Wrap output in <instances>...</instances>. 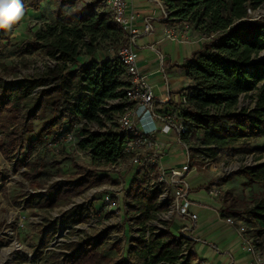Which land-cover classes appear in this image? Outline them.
I'll use <instances>...</instances> for the list:
<instances>
[{
    "label": "trees",
    "instance_id": "16d2710c",
    "mask_svg": "<svg viewBox=\"0 0 264 264\" xmlns=\"http://www.w3.org/2000/svg\"><path fill=\"white\" fill-rule=\"evenodd\" d=\"M46 1L51 2L57 17L63 12L66 13L61 19L62 24L46 26L43 35H35L23 47L28 54L40 53L51 59H56L59 55L61 63L43 75H35L32 80L25 77L23 80L5 84L0 79V134L4 135L0 150L9 161H14L17 151L26 150L25 154L28 156L31 153L33 141H28L24 146L25 128L35 118L37 108L45 99L53 95L59 96L51 105L53 119L44 124L42 129L44 138L50 140L56 138L66 126L71 128L82 118L96 121L97 112L106 113L99 107L105 101L116 98L119 95L116 90L123 86L122 82L115 80L119 70L109 71L110 67H116L114 64L110 66L105 62L99 65L98 60L94 59L101 41L108 43L114 50L122 45L121 29L109 21L107 14H96L94 5L75 10L74 0H21V3L24 12H39L42 3ZM159 1L170 12L171 20L178 23L188 22L192 31L197 34H217L210 42L202 43L201 51L195 53L194 58L185 65L186 77L191 85L188 87V107L182 111V116L193 127L192 136L187 138L193 146V155L200 153V145L213 146L214 149L208 151L215 154L243 139H258L264 135V59H257L264 52V19L250 21L246 12L247 9H257L264 4V0ZM73 21L75 23L72 27L66 25ZM9 32L10 29H0V41ZM84 37L88 38L89 44L82 43ZM80 49H84V53ZM80 57L86 59L83 61L86 64L78 72L67 70L63 75L65 63H75ZM2 70L5 75H12L14 78L18 75L15 68L8 70L3 66ZM48 81L56 83L41 90L37 99L31 97L33 89L43 87ZM81 82L85 84L83 88L91 93L92 101L82 95L78 105L71 104L67 91L76 89ZM253 90L256 91L255 107L250 111L236 112L238 95ZM83 107L87 108L85 114L82 113ZM115 133L110 130L105 134H92L79 143L81 148L90 149L93 167L100 164V160L109 162L116 155L118 139ZM15 161L17 167L23 165L22 161ZM36 173L33 170L24 176L29 179ZM236 174L250 182L264 183V163ZM228 180L229 178L210 181L205 190L208 191L213 185H222ZM105 183L114 184L107 177L94 176L91 171L81 169L78 179L52 184L47 200L37 196L24 199V203L33 204L38 209L62 207L87 189ZM143 183L134 180L129 191L123 194L131 221L139 227L138 232L141 234L145 232V224L157 213L165 210L164 206L157 203V192H146ZM241 205L246 210L245 215L259 219L264 224V201L251 209L247 204ZM76 209L77 207L71 211ZM84 221L81 214L75 216V222ZM171 225L172 223H167L166 230L157 236L150 234L147 239L143 236L130 237V246L126 249L120 248V242L114 243L112 248L115 249L117 257L111 259L101 256V242L93 243L87 237L64 246L70 252L76 248L77 255L63 257L49 251L43 254L42 250L53 238L52 231L40 240L32 262L39 259L40 264H191L195 259L194 254H189L181 262L178 259L183 245L189 250L192 242L183 240L180 235L174 236L170 230ZM153 230L154 228H150V231Z\"/></svg>",
    "mask_w": 264,
    "mask_h": 264
},
{
    "label": "built area",
    "instance_id": "2783aa9c",
    "mask_svg": "<svg viewBox=\"0 0 264 264\" xmlns=\"http://www.w3.org/2000/svg\"><path fill=\"white\" fill-rule=\"evenodd\" d=\"M130 1L101 0L93 9L96 14H107L109 21L122 31V45L112 53H109L111 51L109 50L106 58L97 61L99 65L105 62H108L110 66L114 64L116 67H110V72L119 70L120 73L115 77V80L123 83V86L116 90L119 95L114 99L105 101L99 107L106 113L97 112L96 121H90L86 118L76 121L71 128L66 127L67 131L63 129L56 138L48 140L45 148L49 150L56 142H74L71 144L72 148L77 149L87 162L91 163L90 149L81 148L79 143L92 134H105L114 130L118 139L117 153L109 162L100 160V164L94 167L91 164L97 172V176L110 179L112 174L116 175L118 178L113 180L114 184H105H117L119 188L115 191L123 194L129 191L130 185L126 184L127 179L130 182L134 180L144 182V190L146 192L156 191L157 203L164 206L165 210L157 213L152 220L148 221L145 224V232L141 234L138 232L139 227L131 221V215L123 199L122 207L116 206L115 202L106 195L107 193L103 194L109 190L110 185L101 184L90 189L89 197L93 196L91 206H93L94 211L92 217L102 215V213V216L109 217L116 214L118 220L120 218L124 221L130 220L127 222L129 224L125 226L132 231L131 236L133 238L143 236L147 239L150 234L157 236L161 231L166 230L167 223L188 218L194 224L197 217L195 214H191V208L208 209L189 198L190 188L186 178L192 169L206 171L215 178L229 177L244 169L263 164L264 153L255 154L251 152L232 155L224 150L212 154L208 149H214L213 146L200 145L198 146L200 153L193 155L191 151L193 146L187 140L192 136L193 127L188 125L182 116V111L188 107V87L177 95L175 101H171L168 93L161 98L154 95L153 86L148 83L147 76L141 72L138 66L136 53L138 39L150 36L153 32L152 27L149 20L140 19L138 14L133 11ZM152 2L159 10V20L165 23L163 39L148 45V50L157 54L160 65L163 63V58L158 53L157 46L162 41L177 44H202L210 42L217 35L193 32L188 22L178 23L171 20L170 12L159 0H152ZM262 6L264 4L260 7ZM246 12L248 20L254 21L250 19L253 14L251 9H247ZM190 33L195 35L194 41L190 40L192 37ZM82 43L89 44L88 38L84 37ZM80 51L84 53V49H80ZM262 54L264 52L258 55V60L264 57ZM58 56L56 59L45 57V72L53 70L61 63ZM82 58L84 57H80L75 63H65L66 69L63 71V75L67 70L78 72L80 67L86 64L83 63ZM55 83L53 82L49 86H53ZM84 85L81 82L77 84L76 89L67 91V98L71 104L78 105L82 95L87 96L92 101L91 93L83 88ZM43 88L45 87L34 89L31 96ZM255 102V90L242 93L237 97L235 110L236 112L240 110L250 111L255 107ZM199 137H202V134H199ZM162 138L165 141L161 140ZM252 140V138H247L236 143H250ZM173 146L177 147V151L184 157L183 163L178 167L164 165L165 158ZM218 186L213 185L208 190L207 194L211 199L218 198V190L222 188ZM97 192H102L103 203L100 207L95 206L94 203L98 200V198L96 199ZM211 211L220 223L233 231L241 243V250L250 257V264H264V228L263 232L259 233L260 228L248 224L251 221L248 216L223 214L216 209H211ZM193 224L191 227H180L179 235L183 240L191 241L190 232L194 229ZM150 228H154V230L150 231ZM189 254H194V250L192 248L188 250L186 245H183L178 261L187 259ZM191 264L209 263L195 258Z\"/></svg>",
    "mask_w": 264,
    "mask_h": 264
},
{
    "label": "rangeland",
    "instance_id": "374dc122",
    "mask_svg": "<svg viewBox=\"0 0 264 264\" xmlns=\"http://www.w3.org/2000/svg\"><path fill=\"white\" fill-rule=\"evenodd\" d=\"M99 2L101 0H74L73 9L83 10L91 5H94V9ZM251 11L253 14L250 19L254 21L264 19V6ZM63 17H65V12L57 17L53 12L51 2L46 1L42 3L39 12H24L22 19L11 27L8 35H5L0 41V79L5 84L23 80L25 77H29L32 80L35 79V75L46 73L44 71L46 70V56L40 53L28 54L23 45L26 41L33 39L35 35H43L46 26L61 25ZM74 23L73 21L66 25L72 27ZM190 35L192 34L190 33ZM192 39H196L195 35H192ZM178 47L174 45L173 48L168 49L171 60L175 59ZM98 50L94 57L98 61L106 58L109 50H111L109 53L114 51L108 43L102 41ZM262 55L264 56V54ZM261 59H264V57ZM180 62H183V59H180ZM186 64L175 66L179 70L178 73L184 72ZM1 66L6 67L8 70L17 69V77L5 75ZM184 77L187 80L186 84L191 85L186 73H184ZM43 79L46 81L45 77ZM52 83L53 81L46 82L43 86L45 88L42 90L50 88L51 86L49 85ZM40 91L31 97L37 99ZM58 98V95H53L45 99L42 105L37 108L35 118L25 128L24 146L28 144V141H33L29 156L25 154L26 150L23 152L17 151L14 154V161H9L0 150V264H40L41 261L39 259H35V262H32L36 248L39 246L42 237L52 231H54L53 238L49 240L46 247L42 250L43 254L49 251L54 254H60L63 257L77 255L76 248L73 252H70L64 246L70 242L77 243L86 237L91 238L93 243L101 242L99 245L101 256L108 259L117 257L115 249L112 248L114 243L120 242L121 249H126L130 246L128 240L132 237V231L126 227L129 224L127 222L130 220L124 221L122 218L118 220L116 214L113 217H109L106 215L102 216V213V215L92 217L94 211L92 209L93 206H91L93 196L89 197V194L91 193L90 189L97 186L71 198L62 207L38 209L33 204L26 205L24 203V199H31L37 196L44 197L47 200L49 192L52 191V188L50 189L52 184H57L61 181L72 182L74 179H78L81 169L91 171L94 176L97 175L91 163L87 162L77 149L72 148L71 144L74 142H56L49 150L45 148L48 140L44 138L45 135L42 133L43 125L53 119L51 105ZM86 112L87 108L83 107L82 113L85 114ZM3 136V134H0V146ZM253 139L250 143H233L227 147L226 151L232 155H242L251 152L255 154L264 153V135H261L258 139ZM161 140L165 141L163 138ZM15 160H18L19 163L22 161L23 165L17 167ZM183 161V155L177 151V147L173 146L165 158L164 165L178 167ZM33 170L37 172L35 176L26 179L24 174H28ZM117 178L113 174L110 176L111 180H117ZM224 178H229V180L218 186L222 188L218 190V198L216 201L213 200L215 201L213 202L208 196L205 186L210 181H218ZM224 178H215L210 173L200 169L197 171L192 169L187 176L186 181L191 191L190 200L208 208L207 210H197L199 215L197 228L205 225V230L211 231L219 227L214 221L215 214L210 211L211 209H218L223 214L233 213L235 216L247 217L245 215L246 210L241 204H247L248 208L251 209L254 205L264 201V183L250 182L245 177L237 174ZM127 183L131 185L129 179L126 180ZM36 184L40 186L34 187ZM118 188L117 184L110 185L109 190L103 194L107 193L106 195L115 202L116 206L122 207L123 193L116 192L115 190H118ZM97 198L98 200L94 201V203L95 206L100 207L101 203H103L102 192L96 195ZM75 207L77 209L71 211ZM80 214L85 218V221L82 223L75 222V216ZM201 217L206 219L205 223H202ZM121 221L122 223H120ZM179 229L180 225L174 221L170 229L172 234L179 236ZM229 230L233 233L231 229ZM229 230L224 231V233L222 230L219 231L220 236L229 237L231 234ZM193 232L190 233L192 234ZM102 236L103 240L101 241ZM196 255L199 257L200 252L196 251Z\"/></svg>",
    "mask_w": 264,
    "mask_h": 264
},
{
    "label": "crops",
    "instance_id": "0c3cea01",
    "mask_svg": "<svg viewBox=\"0 0 264 264\" xmlns=\"http://www.w3.org/2000/svg\"><path fill=\"white\" fill-rule=\"evenodd\" d=\"M130 4L133 11L138 14L140 19L149 20L153 31L150 36L141 37L137 41L138 49H136V53L138 58V66L141 72L147 76L148 83L153 86V93H155L154 95L157 98H161L166 93H168L170 94L171 101H175L177 95L190 86L186 84L187 80H185L186 78L184 77L185 68L183 73H178L179 70L177 67L175 68V66H181L182 64L191 61L194 58L195 53L201 51V43L177 44L162 41L157 46L158 53L163 58V63L160 65L157 54L148 50L149 44L154 41L162 40L164 36L163 33L165 23L159 20V10L156 8L152 0H131ZM190 40L194 41L192 37ZM174 45L177 47L180 46L177 50L179 54L177 53L175 59L171 60L168 49L173 48ZM82 59V61L86 60L85 58ZM180 59H183V62L179 63ZM213 200L216 201V199H212V201ZM197 210H201V208L190 209L191 214H195L197 217L194 224L188 218L176 221L180 227H191L192 224L194 225V232L192 234L190 233L192 238V249L194 250V258H197L201 261H206L209 264H250V257L241 250V243L239 240L236 238L234 233H232L226 226L218 221L216 216L214 221L219 226L216 229L206 231L205 225L199 226L197 228V221L199 220ZM201 221L202 223H205L206 219L201 217ZM248 224L260 228L258 231L259 233L263 232L264 224L261 222V220L251 218V223L248 222ZM221 230L223 233L224 231L229 230L231 234L229 237L225 238L222 235L220 236L219 231ZM196 251L200 252L199 257H197Z\"/></svg>",
    "mask_w": 264,
    "mask_h": 264
},
{
    "label": "clouds",
    "instance_id": "9594fccd",
    "mask_svg": "<svg viewBox=\"0 0 264 264\" xmlns=\"http://www.w3.org/2000/svg\"><path fill=\"white\" fill-rule=\"evenodd\" d=\"M24 15L21 0H0V29H11Z\"/></svg>",
    "mask_w": 264,
    "mask_h": 264
}]
</instances>
